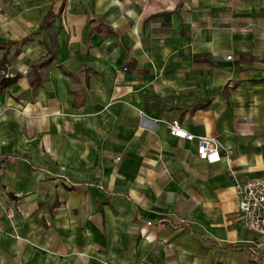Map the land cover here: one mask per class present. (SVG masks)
Segmentation results:
<instances>
[{"label": "crops", "instance_id": "obj_1", "mask_svg": "<svg viewBox=\"0 0 264 264\" xmlns=\"http://www.w3.org/2000/svg\"><path fill=\"white\" fill-rule=\"evenodd\" d=\"M1 62L0 264H264L226 163L169 133L264 173V0H0Z\"/></svg>", "mask_w": 264, "mask_h": 264}, {"label": "built area", "instance_id": "obj_2", "mask_svg": "<svg viewBox=\"0 0 264 264\" xmlns=\"http://www.w3.org/2000/svg\"><path fill=\"white\" fill-rule=\"evenodd\" d=\"M5 77L13 76L10 72H6ZM169 133L170 135L189 140L195 139L197 143V157L200 160H204L209 164L220 161L226 163L234 184L239 219L244 228L254 234L253 248L264 261V173L255 177L238 178L231 168V148L221 147L219 142L214 138L207 136L196 137L193 134H189L180 126L177 120H173L169 124ZM13 213V208L6 210V215L9 218L13 217Z\"/></svg>", "mask_w": 264, "mask_h": 264}, {"label": "trees", "instance_id": "obj_3", "mask_svg": "<svg viewBox=\"0 0 264 264\" xmlns=\"http://www.w3.org/2000/svg\"><path fill=\"white\" fill-rule=\"evenodd\" d=\"M53 17L51 16L50 13H48L42 20V22L40 23L39 25V29L38 31H40L42 28H45L47 26H49L52 22V19ZM94 20H91V22H93ZM92 31H96L100 34H103V35H109V34H115V32L109 28L108 26H106L105 24H103V22H99L98 24H96L93 28H92ZM28 38H25L24 41L28 40ZM47 53H48V58L45 59L44 61L40 62L39 65H36L33 67V70L35 71V68H37V66H40V65H46V64H50L52 63V61L55 59V52H54V49L53 48H50L48 47L47 48ZM3 62L0 63V65L2 64ZM62 71L65 73V74H68L70 75L68 72H66L63 68H62ZM2 80L0 81V90H2L3 88L9 86L10 84H12L13 82L16 81L17 77L16 76H13V77H5V73L2 75ZM39 83V80L36 79L32 82L33 86H37Z\"/></svg>", "mask_w": 264, "mask_h": 264}]
</instances>
